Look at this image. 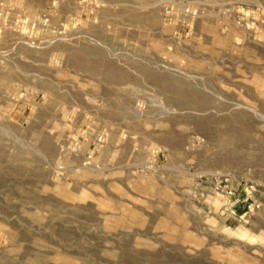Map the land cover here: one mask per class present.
Here are the masks:
<instances>
[{"label":"rangeland","instance_id":"obj_1","mask_svg":"<svg viewBox=\"0 0 264 264\" xmlns=\"http://www.w3.org/2000/svg\"><path fill=\"white\" fill-rule=\"evenodd\" d=\"M63 253L264 264V0H0V264Z\"/></svg>","mask_w":264,"mask_h":264},{"label":"bare ground","instance_id":"obj_2","mask_svg":"<svg viewBox=\"0 0 264 264\" xmlns=\"http://www.w3.org/2000/svg\"><path fill=\"white\" fill-rule=\"evenodd\" d=\"M79 49V48H78ZM75 50V49H74ZM85 50V49H84ZM76 51V50H75ZM83 51V50H82ZM35 52V51H34ZM39 52H41V51H39ZM76 53H78V54H75V55H79V52H76ZM89 53V52H88ZM40 54H43V53H40ZM84 56H85V54H83ZM82 54H81V56H79V57H77V58H81L82 56H83ZM89 55H90V53H89ZM88 55V56H89ZM91 55H93V53L91 54ZM98 55V54H97ZM99 55H100V53H99ZM38 56V55H37ZM95 56V55H94ZM94 56H91V57H94ZM100 56H103L102 54L100 55ZM90 57V56H89ZM96 57V56H95ZM75 58V57H74ZM84 58V57H83ZM102 58H104V57H102ZM77 62V61H76ZM77 64H79V63H77ZM80 65H82V64H80ZM102 66V65H101ZM102 68H103V66H102ZM108 68H109V65H108ZM137 70V69H136ZM143 70V69H142ZM141 70V71H142ZM102 71V70H101ZM107 71H109V70H107ZM144 71H145V69H144ZM103 72H105V71H103ZM110 73V72H109ZM109 73H104V75H102L106 80H109V81H112V82H114L117 78L115 77L116 75H114V74H109ZM111 73H113L112 71H111ZM101 74V73H100ZM118 74V73H117ZM149 75V74H148ZM99 76V75H98ZM137 76V75H136ZM139 76V75H138ZM140 77V76H139ZM150 77V76H149ZM170 77V76H169ZM136 78V77H135ZM134 78V79H135ZM140 79H141V77H140ZM172 79V78H171ZM175 79V78H174ZM177 79V78H176ZM156 80V79H155ZM168 80H169V78H168ZM136 81H138V80H136ZM121 82V81H120ZM122 83V82H121ZM137 83H140V82H137ZM136 83V84H137ZM141 83H142V81H141ZM171 83V82H170ZM173 83V82H172ZM171 83V84H172ZM175 83V82H174ZM118 84V83H117ZM116 85V84H115ZM174 85V84H173ZM170 86V85H169ZM172 86V85H171ZM170 86V87H171ZM168 87V86H167ZM175 90H176V92L178 93V94H181V95H186L187 93H186V91L188 90V87H187V85L186 84H184V83H182V82H179L178 80H177V83L175 84V86H172ZM43 88V87H42ZM49 88V87H48ZM107 88V87H106ZM186 88H187V90H186ZM168 90H169V88H168ZM172 91H173V89H172ZM195 91V90H194ZM174 92V91H173ZM196 92V91H195ZM191 93H192V91H191ZM189 94H190V92H189ZM194 94V93H193ZM195 94H198L197 92L195 93ZM192 95V94H191ZM175 96V95H174ZM203 97V96H202ZM182 98H185V97H183L182 96ZM189 98H191V97H189ZM204 98V97H203ZM170 99V98H169ZM172 99V98H171ZM193 99V98H192ZM207 99V98H206ZM177 100V99H176ZM188 100V99H187ZM186 101V100H185ZM192 100H190V102H191ZM197 101V100H196ZM200 101V100H199ZM168 102H171V100H169ZM187 102V101H186ZM205 102V100L204 101H200V102H198V104H203ZM190 104V103H189ZM192 104H193V102H192ZM198 104H196V105H198ZM185 105H188V104H185ZM199 107V106H198ZM246 114V113H245ZM237 115V114H236ZM245 118V117H244ZM166 120V119H165ZM228 122V121H227ZM228 125H229V123H228ZM227 129V128H226ZM225 135V134H224ZM227 136V135H226ZM231 137V136H230ZM229 139V138H228ZM228 139H223L222 138V140H224L222 143H227L229 140ZM231 141V140H230ZM220 143V142H219ZM50 145V144H49ZM224 145V144H223ZM77 172V171H76ZM141 182V181H140ZM142 189V188H141ZM164 196L165 197H167V194H164ZM63 238H64V236H63ZM68 240V239H67ZM241 256V255H240ZM57 260H60L62 263H65V264H69V263H71L72 261H73V259H71V257L69 258L66 254H64L63 253V255H57L56 257H55ZM76 260H77V258H75ZM34 261H36L37 263H40V262H42L43 261V259L41 258V257H35L34 258ZM84 262V261H83ZM88 263V262H87ZM87 263H84V264H87Z\"/></svg>","mask_w":264,"mask_h":264}]
</instances>
